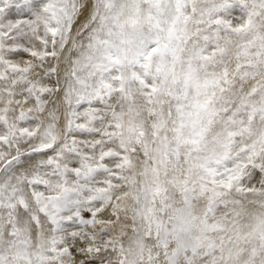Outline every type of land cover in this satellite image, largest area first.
I'll list each match as a JSON object with an SVG mask.
<instances>
[{"label": "snow or ice", "instance_id": "obj_1", "mask_svg": "<svg viewBox=\"0 0 264 264\" xmlns=\"http://www.w3.org/2000/svg\"><path fill=\"white\" fill-rule=\"evenodd\" d=\"M0 264H264V0H0Z\"/></svg>", "mask_w": 264, "mask_h": 264}]
</instances>
